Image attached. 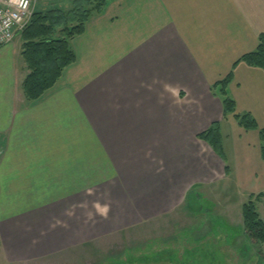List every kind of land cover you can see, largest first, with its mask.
Here are the masks:
<instances>
[{"label":"crops","instance_id":"0c3cea01","mask_svg":"<svg viewBox=\"0 0 264 264\" xmlns=\"http://www.w3.org/2000/svg\"><path fill=\"white\" fill-rule=\"evenodd\" d=\"M261 35L264 0H109L70 41L76 62L35 102L24 94L29 73L16 37L0 51L4 247L15 239L24 249L29 236L76 237L93 190L113 197L128 222L156 217L159 206L188 203L196 211V191L231 175L228 156L225 163L198 138L215 123L223 145L224 125L234 126L239 170L243 161L248 173L257 170L264 163L259 131L225 119L213 87L233 73L238 113L264 129V70L237 65ZM52 218L69 225L35 233Z\"/></svg>","mask_w":264,"mask_h":264},{"label":"rangeland","instance_id":"374dc122","mask_svg":"<svg viewBox=\"0 0 264 264\" xmlns=\"http://www.w3.org/2000/svg\"><path fill=\"white\" fill-rule=\"evenodd\" d=\"M35 3L34 16L54 9L69 12L72 8V0ZM235 132L231 123L224 125V147L232 173L227 177L221 174L219 185L196 191V211L188 203L159 206L156 217L143 214L140 220L128 222L117 212L113 197L93 190L85 206L86 221L80 230L75 229L76 237L29 236L22 239L24 249L14 239L13 248L7 246L10 253L0 238V264H264V245L247 234L242 213L250 197L264 191V163L248 173L243 161L239 170ZM249 153L246 156L255 163ZM256 206L264 221V198L256 201ZM79 209L84 212L83 206ZM84 224L92 231L81 237ZM68 225L52 218L45 230L35 233L53 235L57 228L66 229ZM62 242L69 244L62 246ZM53 243L55 247H51Z\"/></svg>","mask_w":264,"mask_h":264},{"label":"trees","instance_id":"16d2710c","mask_svg":"<svg viewBox=\"0 0 264 264\" xmlns=\"http://www.w3.org/2000/svg\"><path fill=\"white\" fill-rule=\"evenodd\" d=\"M108 2L109 0H72V8L69 12L54 9L36 13L27 30L21 35L22 57L29 73L23 90L29 101H38L58 83L64 71L76 62L77 57L70 46V41L85 33L86 24L95 14H101ZM240 63L264 70V35L259 38L257 50L245 55L237 65ZM233 79L234 74L231 73L214 85L213 93L222 101L225 119L233 117L247 132L259 131L260 152L264 161V129L259 130L251 114L238 113L237 104L229 94V86ZM198 138L209 144L214 152L227 163L220 123L213 124ZM225 172L227 175L231 174L229 166L225 168ZM263 198L264 191L258 195H252L242 211L245 231L253 241L262 245H264V221L257 211L256 201Z\"/></svg>","mask_w":264,"mask_h":264},{"label":"built area","instance_id":"2783aa9c","mask_svg":"<svg viewBox=\"0 0 264 264\" xmlns=\"http://www.w3.org/2000/svg\"><path fill=\"white\" fill-rule=\"evenodd\" d=\"M35 4L33 0H0V51L27 30Z\"/></svg>","mask_w":264,"mask_h":264}]
</instances>
